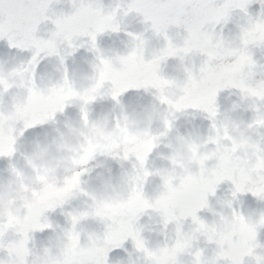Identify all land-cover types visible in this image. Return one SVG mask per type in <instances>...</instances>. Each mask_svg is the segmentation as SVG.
<instances>
[{
  "label": "clouds",
  "instance_id": "9594fccd",
  "mask_svg": "<svg viewBox=\"0 0 264 264\" xmlns=\"http://www.w3.org/2000/svg\"><path fill=\"white\" fill-rule=\"evenodd\" d=\"M116 3L47 0L0 58V264H264V0Z\"/></svg>",
  "mask_w": 264,
  "mask_h": 264
},
{
  "label": "snow or ice",
  "instance_id": "6c2138e0",
  "mask_svg": "<svg viewBox=\"0 0 264 264\" xmlns=\"http://www.w3.org/2000/svg\"><path fill=\"white\" fill-rule=\"evenodd\" d=\"M9 7L8 16L5 17L0 13V25L7 26L16 33L18 38H14L12 34H6L0 31V39H6L10 47L16 46L21 48L31 47L39 43L34 35V26L29 27V17L35 12L47 6V0H6ZM79 3V0H78ZM84 4H91L98 10L105 5L103 0H83ZM247 0H237V5L241 8L245 7ZM150 0H117L116 7H123L125 11L147 12ZM35 59V57H33ZM221 179H224L223 177ZM239 190V189H238ZM256 193H254L255 195Z\"/></svg>",
  "mask_w": 264,
  "mask_h": 264
},
{
  "label": "rangeland",
  "instance_id": "374dc122",
  "mask_svg": "<svg viewBox=\"0 0 264 264\" xmlns=\"http://www.w3.org/2000/svg\"><path fill=\"white\" fill-rule=\"evenodd\" d=\"M256 7H257L256 5H252V7H251L250 10H251V11H255V10H256ZM128 19H129V20H132V21H135L136 17H134L133 15H130ZM140 27H141L140 25L133 23L132 27H131L129 30L139 31V30H140ZM121 38H123L122 35H121ZM114 39H115V37H111V38H110L108 35H101V36H99V37L97 38V45H98V47H100V48H102V49H104V48H108V47H111V46H113V45H112V41H113ZM117 47H118V45H117ZM84 55H85V53H84V50H83L81 53H79L78 55L75 56V59H76L77 61H79L80 58H81L82 56H84ZM68 63H69V66H71V60H70ZM226 94H227L226 92L220 94V102H221V103H223V97H224ZM137 96H144V94H143L142 91L138 93V92H136V91H132V90H130L129 92L125 93V94L121 97V100H122L123 102L127 103V102L129 101L130 98H135V97H137ZM144 99L147 100L148 97L144 96ZM233 99H234V98H233ZM109 103H110V102H106V103L104 104V106L107 107ZM98 108H99V107H97V109H98ZM69 110H70V109H69ZM72 114H73V113H72ZM72 114H70V115H72ZM245 115L247 116L248 114H245ZM62 119H63V117H62V118H59L58 120H62ZM181 123H183V121H181ZM195 123L201 125V130H202V131L207 127V121H200V120H197V121H195ZM42 127H43V130H48V129H50V126H49V125H44V126H42ZM40 129H41L40 127H36V128L30 129V130H27V131L24 133V135H27V136H34L36 133H38V132L40 131ZM183 130H184V129L181 128V131H183ZM112 167H113V170H114V172H115V171H116L115 165L113 164ZM227 186H228L227 183L222 184V189L220 188V189L218 190L217 193L220 194V192L223 191ZM243 197H244V196H242L241 199H242ZM251 198H252V199H251L250 201H245V204L247 205L246 207H251V208L264 207V204H258L257 201H256V199H255L254 197H251ZM259 241H260L261 243H264V231L261 232V234H260V236H259Z\"/></svg>",
  "mask_w": 264,
  "mask_h": 264
},
{
  "label": "water",
  "instance_id": "95a60500",
  "mask_svg": "<svg viewBox=\"0 0 264 264\" xmlns=\"http://www.w3.org/2000/svg\"><path fill=\"white\" fill-rule=\"evenodd\" d=\"M110 2L114 3L115 0H103V3L105 5L109 4ZM65 7H66V5H65ZM41 27H43V26H41ZM81 50H79V51H81ZM30 55H31L30 51H27V50L10 49L8 46L7 40L6 39H0V58L9 59L11 62L14 63V62H18L21 60H27L28 58H30ZM46 63H47L46 61H42L41 64L38 65V68H37L38 73L43 71ZM6 165H7L6 160H0V169H4L6 167ZM53 218L54 219H60L58 214L55 215ZM42 235H47V233L37 234V238L38 239L41 238Z\"/></svg>",
  "mask_w": 264,
  "mask_h": 264
},
{
  "label": "flooded vegetation",
  "instance_id": "af4514ba",
  "mask_svg": "<svg viewBox=\"0 0 264 264\" xmlns=\"http://www.w3.org/2000/svg\"><path fill=\"white\" fill-rule=\"evenodd\" d=\"M73 113V110L72 109H67L66 110V114H68V115H70V114H72ZM59 118H62V116H57V119H59ZM50 126V125H49ZM37 127H40L41 129H40V131L38 132V133H42V132H44V131H47V130H43V127L42 126H37ZM30 130V129H29ZM48 130H50V129H48ZM26 132V131H25ZM37 134V133H36ZM35 136V135H34ZM34 136H27V135H23V137L21 138V141L22 142H27V141H29V140H31ZM124 248H127V249H131V244H130V242H125V244H124ZM116 253H117V256H123L124 254H123V252L122 251H116ZM115 255L113 254V253H110V259L111 258H113Z\"/></svg>",
  "mask_w": 264,
  "mask_h": 264
}]
</instances>
